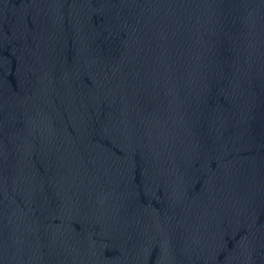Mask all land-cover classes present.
Here are the masks:
<instances>
[{
  "label": "water",
  "instance_id": "obj_1",
  "mask_svg": "<svg viewBox=\"0 0 264 264\" xmlns=\"http://www.w3.org/2000/svg\"><path fill=\"white\" fill-rule=\"evenodd\" d=\"M0 264H264V0H0Z\"/></svg>",
  "mask_w": 264,
  "mask_h": 264
}]
</instances>
